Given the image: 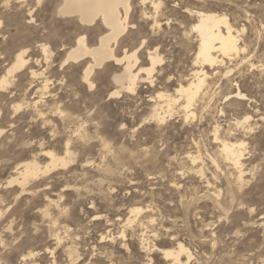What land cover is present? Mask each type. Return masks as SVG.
I'll list each match as a JSON object with an SVG mask.
<instances>
[{"label":"rangeland","instance_id":"374dc122","mask_svg":"<svg viewBox=\"0 0 264 264\" xmlns=\"http://www.w3.org/2000/svg\"><path fill=\"white\" fill-rule=\"evenodd\" d=\"M131 1L114 54L139 40L134 71L149 65L155 49L163 62L134 92L111 95L120 89L113 75L121 65L95 68L92 88L82 81L88 58L60 65L77 36L95 45L108 31L99 19L82 26L58 13L62 0L40 7L0 0V75L19 49L28 60L0 88V264H176L163 250L178 242L191 253L188 264H264V0H162L156 13L149 0ZM197 10L226 15L244 50L205 68L207 94L194 117L185 119L175 105L157 122L154 105H165L158 94L175 96L196 68ZM238 87L243 101L228 97ZM215 133L244 142L242 178ZM67 140L72 161L65 167L31 180L22 193L8 183L22 161L47 162L40 150L64 154ZM189 156L199 157L193 163ZM133 207L142 208L136 216Z\"/></svg>","mask_w":264,"mask_h":264},{"label":"bare ground","instance_id":"6f19581e","mask_svg":"<svg viewBox=\"0 0 264 264\" xmlns=\"http://www.w3.org/2000/svg\"><path fill=\"white\" fill-rule=\"evenodd\" d=\"M149 1L151 5L153 4L161 5L162 4V0H149ZM131 2H132L131 0H62L61 5L59 6L57 10L59 14L76 16V18L78 19L79 23L82 26L91 25L97 19H99L101 21L100 23H102L103 25L102 27L108 29L106 33H102L101 35L99 34L97 43L95 45L94 44L90 45V43L88 44L86 40V36L84 34L77 36L75 43L67 50L66 56H63L65 57L63 58L64 60L63 61L61 60L62 62L60 65L63 66L64 64H66L65 61L67 62L72 61L74 63H77V62H83V60H87V58L89 59L88 61L84 63L85 66L83 67V73H82V81L88 86V88L93 87L91 75L95 71L94 69L100 67L103 63L107 61L108 62L111 61V62H114V64L116 65L122 66L121 71L120 72L118 71V73L116 72L113 75V80L115 81V83L119 85L120 89H116L115 91L111 93V95H118L121 92L120 90L134 92L137 86V80L139 79L143 81L149 80L151 78V74L153 73L155 66L160 63V62H157V58H159V60L162 61V58L157 53V49L153 51H149L147 55V60L149 62V65L138 67L137 70L134 71L133 69L138 62L137 48L129 52H124L121 56H116L114 54L113 47L114 45L117 44L119 38L125 33L126 28H127V20H128L130 11L132 9ZM154 9L156 13L158 9L157 8H154ZM29 13L31 14V11ZM195 15L197 17V21L192 25V29H197V31H195V34H196L195 37L197 38V45H196L197 49L195 53V58H193L194 59L193 65L196 68L192 70L189 78H184L183 81L180 80L181 82L178 84V86L175 89V93H176L175 96L166 95L163 93L158 94L159 98L165 99V102H164L165 105H160L159 103L154 105L153 114L151 118H154V120H156L157 122H162L167 117L172 116L173 108L175 105H178L179 111L183 113L185 119L194 117L195 110L197 107V102L199 100H203L205 98V95L207 94L206 89L209 85L208 78H209L210 73H208L205 70V68L208 67L210 70H213L215 66H218L219 62H222V59H220L219 56H222V58H228L229 60H231L233 56L238 55L240 51L244 50L243 47L239 44L238 35L236 34V30L233 28V25L230 24L226 15L217 14L215 12H205V11H198V10L195 11ZM158 22L160 24V21H157L156 19L154 20L155 25H158L157 24ZM47 36H48V33H47ZM81 37L84 38L82 41H80ZM77 41H80V43H77ZM40 47L42 48L43 52H44V49L47 48L43 44L40 45ZM25 52L27 51H25L24 49H19L17 53L15 54L13 60H11V62L3 70V73L0 75V88L1 89H5L7 85L10 83V78L14 77L13 76L14 73L20 71L27 64L28 60L25 57ZM202 52H203V55H202ZM133 53H135L134 56H133ZM197 57H200L199 62L197 60ZM116 60H121L123 61V63H116ZM141 72L145 73L144 77H140ZM228 72L230 71L228 70L225 74H227ZM31 74L33 76V75H36L37 73L36 71L32 70ZM43 88L44 89L47 88L46 82L44 83ZM228 97L231 99L232 98L240 99L242 101L246 99L245 94L239 90V87L233 93L231 94L229 93ZM37 103L38 102L35 101L33 105L36 106ZM14 108H15V111H17L18 109H21L19 104ZM37 114L38 115L36 116H41L42 118H44L42 116L43 114L42 112L37 110ZM247 119L248 118H245V121ZM48 121L43 119V122H48ZM1 132L2 130H0V133ZM213 139L219 144V148H220L219 152L221 153L223 158L226 161H228L233 166L234 169L237 170L239 179L242 178L243 171L241 169L242 167L241 160L243 157L244 142L243 141H229V140L221 139L217 135V133H215ZM40 151H41V155L47 159V162L43 166L42 165L40 166L35 160H32V159L29 161H26V160L24 162L22 161V163H20L19 165L15 167V177H12L9 180V182L7 181L9 184L16 183L19 186L21 193L27 191V186L29 185L31 180H34L38 176L43 175L51 170L65 167L70 161H72L68 140L66 141L64 154L62 155L56 154V152H53L51 149L50 150L42 149ZM189 157L191 158L193 163H195L196 159L199 156H189ZM141 209L142 208H139V207H133L130 210V212L132 214H135L136 216L138 213H140ZM127 221L129 222L130 218H128ZM59 239L60 237L57 235L56 242H59ZM142 247L144 248L143 243H142ZM188 250L189 249L185 248L182 243L178 242L177 249L168 248V249L163 250V259H165L166 261L172 258V260L176 264H182V263L188 264L191 258V253ZM78 257L76 258L78 259Z\"/></svg>","mask_w":264,"mask_h":264},{"label":"snow or ice","instance_id":"6c2138e0","mask_svg":"<svg viewBox=\"0 0 264 264\" xmlns=\"http://www.w3.org/2000/svg\"><path fill=\"white\" fill-rule=\"evenodd\" d=\"M41 3H42V0H35V4H36L37 7H40ZM141 3H147V0H141ZM160 6H161L160 4H153V5H152L153 8H157V9H158ZM129 27H130V28H135L136 26H135V24H130ZM193 31L195 32V31H197V29H193ZM83 39H84V38L81 37V38H80V41H82ZM80 41H77V43H80ZM137 44H139V47H140V48H142V47L144 46L143 43H141L139 40H137L136 44L131 45V48H136V45H137ZM131 48L126 47L124 50H125V52H129V51H131ZM138 50H139V49H137V51H138ZM44 52H45V55H47L48 49L45 48V49H44ZM134 55H135V53H133V56H134ZM202 55H203V52H202ZM199 59H200V57H197L198 62H199ZM157 62L162 63L163 61H160L159 58H157ZM65 63H67V61H65ZM116 63H123V61H121V60H116ZM93 86H94V85H93ZM129 90H130V89H129Z\"/></svg>","mask_w":264,"mask_h":264}]
</instances>
